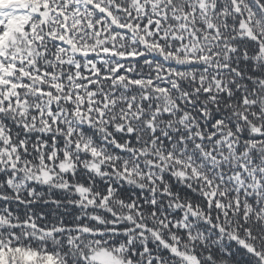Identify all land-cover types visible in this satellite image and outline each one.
Returning <instances> with one entry per match:
<instances>
[{"label":"snow or ice","instance_id":"snow-or-ice-1","mask_svg":"<svg viewBox=\"0 0 264 264\" xmlns=\"http://www.w3.org/2000/svg\"><path fill=\"white\" fill-rule=\"evenodd\" d=\"M0 264H264V0H0Z\"/></svg>","mask_w":264,"mask_h":264}]
</instances>
